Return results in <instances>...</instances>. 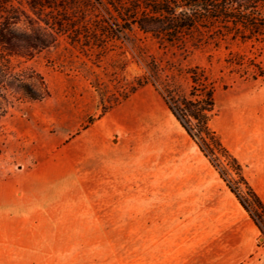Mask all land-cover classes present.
<instances>
[{
    "label": "rangeland",
    "instance_id": "374dc122",
    "mask_svg": "<svg viewBox=\"0 0 264 264\" xmlns=\"http://www.w3.org/2000/svg\"><path fill=\"white\" fill-rule=\"evenodd\" d=\"M12 12L0 11V22ZM31 27L20 15L9 30L20 37ZM34 29L44 36L42 26ZM226 48L247 51L231 41L160 47L138 31L99 56L96 50L82 53L62 36L30 60L0 51V208L15 210L16 225H31L25 234L34 243L54 245L80 234L102 246L107 239H136L125 230L129 224H151L150 235H166L177 258L191 251L203 264L216 258L264 264L258 229L174 120L151 78L127 93L137 78L154 75L187 91L186 70L201 68L215 87L210 127L234 155L263 165L264 81L233 72ZM44 90V99L26 96ZM101 97L118 102L103 114ZM221 163L227 179H235ZM247 175L264 201L261 173ZM122 193L137 194L141 202L156 197L158 206L119 210L114 204L125 202ZM110 223L115 228L105 229Z\"/></svg>",
    "mask_w": 264,
    "mask_h": 264
},
{
    "label": "trees",
    "instance_id": "16d2710c",
    "mask_svg": "<svg viewBox=\"0 0 264 264\" xmlns=\"http://www.w3.org/2000/svg\"><path fill=\"white\" fill-rule=\"evenodd\" d=\"M12 1L18 7L12 6ZM22 6L29 15L20 10ZM5 8L13 12L0 22V51L9 58L30 60L54 46L61 36L82 53L96 50L99 56L127 33L138 31L160 47L239 42L247 51L239 53L226 48V65L240 77L264 81V0H5L0 3V11ZM20 15L32 26L30 35L13 36L9 30ZM34 26H42L44 36H39ZM185 74L190 82L187 91L171 78L160 81L154 75L137 78L127 87V93L146 85L151 78L150 83L174 120L247 213L264 245V202L244 176L237 158L210 127L215 115L214 83L199 67L188 68ZM26 96L41 100L48 92ZM117 102L101 97L102 113ZM221 160L235 179H227Z\"/></svg>",
    "mask_w": 264,
    "mask_h": 264
},
{
    "label": "crops",
    "instance_id": "0c3cea01",
    "mask_svg": "<svg viewBox=\"0 0 264 264\" xmlns=\"http://www.w3.org/2000/svg\"><path fill=\"white\" fill-rule=\"evenodd\" d=\"M234 156L242 165L247 180L250 179L247 175L250 171L261 173L259 177L264 179V164L261 165L255 157L246 162L242 160L247 158L246 156ZM255 192L262 199L260 193L256 190ZM135 195L136 197H132V194L122 193L119 199L125 202L114 204V207L131 212L158 206L154 202L156 197L145 199L151 202H141L137 194ZM238 207L243 211L240 205ZM111 208L112 203L110 210ZM113 226L115 228L112 223L107 224L105 229L112 230ZM25 227H28V230H25ZM30 228L31 225H16V213L13 208H0V264H203V257L193 258L191 251H185L182 258H177L166 235H159L157 238L150 235L151 224H129L125 230L135 232L136 239H107L102 246L97 245L95 239L80 234L69 240L56 241L52 243L54 245H49V242L34 243L26 238L25 232L30 231ZM124 228L122 224L119 225L120 231ZM73 231L79 233L81 230ZM210 264L224 263L222 258H216Z\"/></svg>",
    "mask_w": 264,
    "mask_h": 264
}]
</instances>
